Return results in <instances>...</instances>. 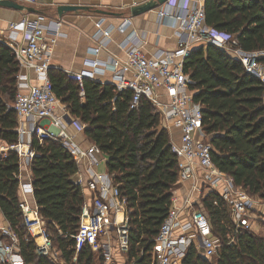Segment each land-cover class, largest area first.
Masks as SVG:
<instances>
[{
  "label": "trees",
  "instance_id": "1",
  "mask_svg": "<svg viewBox=\"0 0 264 264\" xmlns=\"http://www.w3.org/2000/svg\"><path fill=\"white\" fill-rule=\"evenodd\" d=\"M39 13L43 11L39 9ZM204 22L264 64V0H205ZM187 89L199 106L204 140L211 146L212 163L236 186L264 203V106L262 83L241 62L212 44L190 49L182 62ZM19 63L8 46L0 49V143L17 144V116L12 105L18 93ZM52 91L70 115L83 125L86 139L106 156V170L126 199L128 250L126 263L152 264L153 239L166 218L178 176V157L160 113L141 97L131 108L130 89L109 82L77 78L58 67L47 71ZM83 92V96L79 95ZM30 162L33 199L46 223L52 246L64 264H103V252L88 246L75 254L73 235L79 227L84 194L71 180L78 167L59 141L31 136ZM19 157L0 154V214L18 237L26 264H58L37 255L19 208ZM214 202L216 204H214ZM220 239L219 253L204 259L192 244L180 264H264V238L251 228L235 232L227 207L217 191L209 190L199 203ZM231 235L233 242L227 240ZM28 237V238H26ZM26 238V239H25ZM3 236L0 233V240Z\"/></svg>",
  "mask_w": 264,
  "mask_h": 264
},
{
  "label": "built area",
  "instance_id": "2",
  "mask_svg": "<svg viewBox=\"0 0 264 264\" xmlns=\"http://www.w3.org/2000/svg\"><path fill=\"white\" fill-rule=\"evenodd\" d=\"M25 5H34L37 0H15ZM205 0H166L158 7L157 16L175 30L178 44L172 51L160 52L147 56L140 47V40L132 31L120 44L124 59L119 61L110 58L108 61L86 60L89 69L79 73H67L77 80L93 79L96 70L110 68L111 84L117 90L130 89L133 93L130 107H136L141 97L150 100L160 113L162 126L169 131H179V142L170 139V149L178 157L177 181L191 180L192 188L200 194L202 187L196 185V177L200 174L201 184L207 190L217 191L225 203L235 232L251 228L250 224L257 218L264 219V203L251 197L241 187L236 186L230 176L222 173L211 161L210 144L204 140L201 130V113L199 106L192 102L191 93L187 89L188 76L182 70L184 57L193 44H212L225 50L229 55L241 62L244 70L259 79L262 83V104L264 106V64L257 62L256 53H246L237 47L234 39H227L214 32L204 22ZM43 17L36 15L29 19L24 17L17 22H10L6 29L0 28V49L8 46L19 63L17 75L18 93L12 105L17 116V128L20 139L17 144L0 147L5 154L8 150L17 152L19 157V208L22 214L21 225L28 237L35 242L37 255L51 258L53 262L64 264L60 252L52 246L50 234L46 231V223L38 213L33 199L30 174L31 159L36 156L29 147L31 136L38 140L51 139L59 141L72 159L85 165L87 178L83 181L78 176L75 184L90 193V200L84 201L79 227L72 236L75 254L82 247L88 246L91 251L103 252V264H117L113 255L115 250L125 254L128 250V213L126 199L113 182V175L97 171V166L104 159L103 153L91 144L82 148L72 136L64 131L63 126H70L81 132L84 125L73 116L55 97L47 71L51 65L54 37L47 35V28L41 22ZM106 19L99 17L95 21L97 37L95 45L88 52L97 55L111 41L115 27L105 24ZM59 26L60 23H54ZM130 25L126 18L117 30L124 31ZM32 70L37 83L30 85L23 71ZM162 88L168 96L166 103L159 100L157 89ZM79 95L82 97L83 92ZM60 108V109H59ZM40 119H48L47 126H40ZM25 138L26 141H23ZM98 156L100 158L98 159ZM102 156V157H101ZM84 187V188H83ZM220 189V192L218 191ZM177 196L172 192L171 206L160 225L158 234L153 239L151 250L152 264H180L187 249L195 244L197 252L207 260L219 253L221 241L213 236L212 229L204 211L192 209L188 219L182 221L179 216L184 212L188 199L183 205L177 203ZM214 204H216L214 202ZM263 214V215H262ZM0 264H26L19 253L18 237L6 223L0 225ZM26 237V238H28ZM25 238V239H26ZM227 240L233 242L231 235ZM40 240V241H37ZM131 263L128 264H132Z\"/></svg>",
  "mask_w": 264,
  "mask_h": 264
},
{
  "label": "crops",
  "instance_id": "3",
  "mask_svg": "<svg viewBox=\"0 0 264 264\" xmlns=\"http://www.w3.org/2000/svg\"><path fill=\"white\" fill-rule=\"evenodd\" d=\"M144 1L146 0H42V2H38L37 5H35V8L43 11V14H39L43 17L41 24L47 28V35L52 38L54 37L55 39L52 46L51 65L60 68L65 73L75 74L84 69H89L84 63L86 60L97 59L101 62H106L110 58H113L121 61L124 59V54L120 49V44L125 39L126 35L132 31L135 32V35L140 40L141 50L147 56L174 50L178 44L175 30L158 19V8L136 16H130L129 8ZM59 4L81 5L86 6L87 9L67 11L59 16L56 11V6ZM97 10L109 11L112 15H100ZM7 17L14 20L10 22H17L24 17L33 19L36 17V14H27L24 12L0 8V28L5 26V18ZM99 17H104L106 19L105 24H112L115 29L112 32L109 44L100 50L97 55H94L91 52H88V48L95 45L94 40L98 34L94 24ZM126 18L130 19V25L122 32L117 30V27L122 24L123 20ZM54 23L60 24L59 26H55ZM7 26L3 29H6ZM102 68L103 70H101V67L99 70H96L93 79L99 82L111 83L112 71L110 68ZM23 74L30 85L38 82L36 75L32 70L23 71ZM157 94L159 100L162 102L166 103L168 101V96L162 88L157 89ZM38 123L40 126H47L49 120L40 119ZM63 129L71 135L73 140L82 148H86L92 144L86 139L82 131L77 132L70 126H63ZM168 133L173 142H179L178 130L170 129ZM23 141H26L25 138ZM23 146L24 148H29L25 142ZM2 147H5V145ZM103 157L104 159L102 158V162L96 169L98 172L108 173L106 170L107 158L105 155ZM99 158L100 156H98V159ZM78 176H81L83 181L87 178L84 164H78V171L71 176V180L75 183ZM193 180H196V185L202 187V194H207L209 190H207L205 186H202L200 174ZM192 183L191 180L177 182L172 190L177 196L178 204L183 205L186 199L190 201V205H187L185 211L180 213L179 218L183 222L188 219V213L192 209L199 208L198 205L201 200L200 194L191 187ZM218 191L220 192V189H218ZM83 194L84 201H89L91 196L85 188ZM5 224L6 221L4 220L3 215L0 214V225ZM114 258L116 259L117 264H128L125 262L123 256L116 250Z\"/></svg>",
  "mask_w": 264,
  "mask_h": 264
},
{
  "label": "water",
  "instance_id": "4",
  "mask_svg": "<svg viewBox=\"0 0 264 264\" xmlns=\"http://www.w3.org/2000/svg\"><path fill=\"white\" fill-rule=\"evenodd\" d=\"M166 0H146L139 4L133 5L129 8L130 16H136L144 12L153 10L161 6ZM0 8H5L9 10L24 12L28 14L39 15V10L33 6L25 5L15 0H0ZM87 9L86 6L81 5H68V4H59L56 6L57 14L60 16L62 13L67 11H77ZM100 15H112L109 11L97 10Z\"/></svg>",
  "mask_w": 264,
  "mask_h": 264
},
{
  "label": "rangeland",
  "instance_id": "5",
  "mask_svg": "<svg viewBox=\"0 0 264 264\" xmlns=\"http://www.w3.org/2000/svg\"><path fill=\"white\" fill-rule=\"evenodd\" d=\"M40 3V2H42V0H37L36 1V4H34V6L33 5H31V6H33V7H35V5H37V3ZM28 14V13H27ZM6 19V21H5V26L3 27V28H5L8 24H9V22L10 21H14L12 18H10V17H7V18H5ZM2 28V29H3ZM201 44H193L191 47H190V49H193V48H197V47H199ZM2 146H4V145H1L0 144V147H2ZM0 154H1V152H0ZM263 215V214H262ZM250 226H251V230H252V232L254 233V234H256L257 236H259V237H262V238H264V219L263 218H257V220H256V222H253V223H251L250 224ZM113 255H114V249H113Z\"/></svg>",
  "mask_w": 264,
  "mask_h": 264
}]
</instances>
